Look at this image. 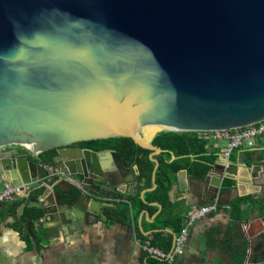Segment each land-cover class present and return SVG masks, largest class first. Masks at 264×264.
<instances>
[{
  "label": "water",
  "instance_id": "obj_1",
  "mask_svg": "<svg viewBox=\"0 0 264 264\" xmlns=\"http://www.w3.org/2000/svg\"><path fill=\"white\" fill-rule=\"evenodd\" d=\"M262 119L264 0H0V149L13 147L0 153V176L21 197L37 195L27 205L61 233L90 216L101 221L104 207L78 191L70 205L58 199L55 186L75 188L62 174L94 195L108 194L99 192L107 186L117 199L131 190L143 199L156 187L157 134ZM114 137L150 152V187L113 151L78 145ZM52 150L43 164L41 154ZM222 171L216 163L202 181L188 176L212 188L199 205L234 200L233 188L220 191ZM223 177L232 179L230 171Z\"/></svg>",
  "mask_w": 264,
  "mask_h": 264
},
{
  "label": "crops",
  "instance_id": "obj_2",
  "mask_svg": "<svg viewBox=\"0 0 264 264\" xmlns=\"http://www.w3.org/2000/svg\"><path fill=\"white\" fill-rule=\"evenodd\" d=\"M12 148H2L0 153ZM206 148H213L218 153L214 146L207 144ZM229 161L232 179L228 180L234 189L231 191V196L234 200L241 199L239 210L245 212V219L238 222L235 228V235L240 234L246 243V258L242 264H264V261H261L264 253V186L261 185L264 184V168H259L264 161V137L259 138L256 148L233 150ZM239 162H242L244 166H240ZM216 163H221L218 156L213 165ZM188 176L185 171H180L167 195L168 204L171 206L169 211L179 218L181 228L191 205H199L203 199L209 198L212 192L209 182L205 185L198 184L189 181ZM221 182L223 183V180ZM211 183H214V179ZM2 186L3 183L0 184V188ZM99 190V192H114L107 186H99ZM63 191L65 190L62 186L54 187L56 194ZM134 191L131 190L130 193ZM126 195L128 194H121L118 202H106L107 204L126 202ZM220 199L226 201L228 197L222 195ZM13 202H20L15 215L9 210V204ZM13 202L0 204V264H142L141 246L151 243V232L163 230L159 236L157 235L161 238L165 237V233L168 232L167 228L161 229L162 227L151 225L155 224L157 216L162 211L160 205L159 208L152 205L156 208L152 214V221H146L144 214L140 218L142 211L135 216L133 210L130 213L129 223L108 222L104 215L101 221H98L90 216L87 224L71 233L67 231L61 233V229L55 227L54 222H42L41 210L36 207L41 213L40 218L27 223H29V229L32 227L37 232L40 240L37 245L32 241L27 244L13 227L18 225V217L29 206L25 203V197L20 196ZM106 202L100 200V205L104 206ZM207 203L210 202L204 201V204ZM230 203L221 205L217 213H211L195 221L189 229L183 252L170 264H230L227 255L221 253L217 247L218 242L224 237L229 222L228 205ZM21 205H24V208L19 214L18 208ZM145 212L150 219L152 215ZM134 224L145 232L144 239L137 237ZM243 226H247L246 230ZM156 248L162 250L159 247ZM253 259L254 262H251Z\"/></svg>",
  "mask_w": 264,
  "mask_h": 264
},
{
  "label": "trees",
  "instance_id": "obj_3",
  "mask_svg": "<svg viewBox=\"0 0 264 264\" xmlns=\"http://www.w3.org/2000/svg\"><path fill=\"white\" fill-rule=\"evenodd\" d=\"M82 146L90 148L94 151H113L116 156L121 160L122 164L128 168H135L139 175H145L146 186H151V173L154 167V163L148 158L149 151L138 147L131 139L124 137L107 138L96 141L82 142ZM151 144L160 148L162 151L153 157L158 162V167L154 173L155 189L151 192H146L143 199H140L139 193L141 190H135L134 192L125 196L126 202L106 204L103 207V215L108 222H120L129 223L130 213L132 210L137 216L141 211H147L149 215H152L156 208L151 203H158L162 211L156 218L155 224L152 226L167 228L168 232L165 233V237H158L163 230L157 232H151V245L159 247L163 251H169L171 247L172 237H174L180 230L179 218L172 215V211H169L171 206L168 204V192L175 182L176 175L180 171L191 177L197 179H204L209 168L214 164L217 159L218 153L213 149H207V142L198 140L194 133L190 132H171L165 131L157 134L151 141ZM53 156V150L41 154V162L43 164H49ZM173 156V160H170ZM232 183L228 179H224L221 185V190L224 192L230 191ZM108 196V194H104ZM103 196V197H105ZM37 195L31 194L26 198V204L34 203ZM58 199L70 205L77 197L78 192L75 188H70L68 192L63 191L57 194ZM111 197L115 198L112 194ZM241 199L232 201L228 205L229 210V222L224 234L223 239L218 242L217 247L229 258L230 264H242L246 258V243L243 237L239 234L235 235V228L237 223L245 219V212L239 210V203ZM20 202H13L9 204V210L13 215L16 214L17 207ZM220 208V206H218ZM133 215V214H132ZM41 213L39 209L34 206L26 207L18 217V225H14V229L21 235V238L28 244L31 241L37 245L40 237L37 232L31 227L30 233L25 229V224L28 221L39 219ZM134 219V216L132 217ZM137 237L144 239V231L139 229L134 224ZM160 229V228H159ZM158 235V236H157ZM209 236V234H207ZM264 261V253L262 260ZM142 264H166L165 260H161L154 256L147 255L143 252L141 257ZM254 262V259L251 260Z\"/></svg>",
  "mask_w": 264,
  "mask_h": 264
},
{
  "label": "built area",
  "instance_id": "obj_4",
  "mask_svg": "<svg viewBox=\"0 0 264 264\" xmlns=\"http://www.w3.org/2000/svg\"><path fill=\"white\" fill-rule=\"evenodd\" d=\"M179 133V131H172ZM194 133L198 140L207 142L208 145L216 147L218 151V160L221 161L223 171L222 180H224V174H226L230 169L229 157L233 150L235 149H253L258 146L259 138L264 137V119L258 121L255 124L248 125L242 128L231 129V130H215V131H197L190 132ZM221 143V145H220ZM28 154L30 150L24 148ZM62 176L73 185L76 190L83 195L94 197L96 199L102 200L104 202H118L119 199L114 197H103L100 195H94L89 193L85 188H83L78 181L69 175ZM3 186L0 188V204L13 202L16 198L20 197V188L6 182L2 176H0V184ZM218 211V207L215 201L207 204H192L190 210L186 216L184 225L179 230V232L173 237L171 248L168 252L157 249L156 247L146 243L141 246L143 252L147 255L154 256L161 260H165L166 264H170L174 259L183 252V247L185 245L189 229L195 223L196 220L207 216L211 213L215 214ZM247 226H243L246 230Z\"/></svg>",
  "mask_w": 264,
  "mask_h": 264
},
{
  "label": "flooded vegetation",
  "instance_id": "obj_5",
  "mask_svg": "<svg viewBox=\"0 0 264 264\" xmlns=\"http://www.w3.org/2000/svg\"><path fill=\"white\" fill-rule=\"evenodd\" d=\"M79 146H81V147H84V146H82L81 144H78ZM43 158V157H42Z\"/></svg>",
  "mask_w": 264,
  "mask_h": 264
}]
</instances>
